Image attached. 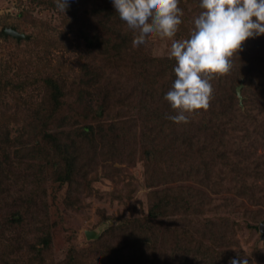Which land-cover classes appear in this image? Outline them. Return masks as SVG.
Returning <instances> with one entry per match:
<instances>
[{
  "label": "rangeland",
  "instance_id": "1",
  "mask_svg": "<svg viewBox=\"0 0 264 264\" xmlns=\"http://www.w3.org/2000/svg\"><path fill=\"white\" fill-rule=\"evenodd\" d=\"M49 1L0 0V29L15 27L24 35L21 39L9 34L0 37V74L14 72L17 68L35 70L36 44L44 43L47 38L41 35L46 34L52 35L55 46L49 47L48 55L42 61L52 66L59 64L71 77L79 74L81 63L86 59L82 52L83 41L63 24L64 12L53 5L48 6ZM178 6L183 14L174 38L184 39L190 34L193 20L201 8L199 0H179ZM50 40L47 43L54 44ZM170 43L168 38L153 37L147 44V52L153 58H170ZM31 49H35V52L32 53ZM231 59L233 64L230 71L216 74L221 81L212 107L204 111L196 110L199 112H196L195 123H201L202 127L192 125L191 128L195 130L188 132L187 136L184 133L179 136L175 147L161 155L162 160L155 169L169 168L159 172L156 170L152 178L148 163L145 167L147 160L145 151L140 148L141 135L138 130V147L135 146L130 154L126 153L123 162L114 160L111 167L100 164L102 159L98 150H92L90 143H84L87 145L83 150L86 149L88 153V160L83 157L82 162L86 177L72 180L70 184L51 180L53 173L43 162L27 157V152L22 153L21 159L15 160V171L24 180H18V177L6 180L4 192L0 195V255L4 247V251H8L9 246L6 245H10L11 241L15 247L19 238L23 243L16 247H19V252H24L25 244L33 242L35 230L46 229L51 234L50 247L41 261L32 260L33 264H65L70 251L73 252L74 264H108V258L101 255L98 247L94 248L103 233L119 226L125 218L132 220L145 216L150 190L178 187L197 192L200 201L193 198V204L202 202L207 211L190 216L181 213V219L193 218L203 226L206 223L208 227L210 221L229 218L230 238L226 244L218 245L217 249L226 247L234 254L246 255L251 264H264V238L259 231V225L264 223V200L250 203L248 192L245 196L240 195L232 187L250 178H258L259 192L256 194L264 191V34L247 38L242 42L237 56ZM5 96H0V115L3 116H6L5 104H11L8 100L11 95ZM176 130L180 132V129ZM11 151L7 149L12 154ZM93 154H96V162L90 160ZM178 165L188 168L185 175L176 174L175 167ZM257 166L259 174L254 171ZM112 167L118 171L115 172ZM35 170L38 176L32 180ZM172 170L174 172L170 175L168 171ZM15 183V187H9ZM213 183L221 184L218 193L211 187ZM10 196L14 197L12 201ZM14 212L21 213L25 224L15 229L7 228L3 222L6 218L10 221ZM174 225L177 226V222ZM163 226L157 232L153 260L150 258L152 264L160 261L161 251H164L167 235ZM171 230L174 229L171 227ZM199 237L196 234V238ZM122 254L126 257V251ZM143 258L142 254L136 259ZM139 263L127 258L120 262Z\"/></svg>",
  "mask_w": 264,
  "mask_h": 264
},
{
  "label": "trees",
  "instance_id": "2",
  "mask_svg": "<svg viewBox=\"0 0 264 264\" xmlns=\"http://www.w3.org/2000/svg\"><path fill=\"white\" fill-rule=\"evenodd\" d=\"M50 5L64 12L63 24L83 41L82 52L86 59L75 77L65 73L59 64L47 65L42 59H46L47 50L55 46V42L52 35L46 34L41 35L47 38L45 42L36 44L35 70L17 68L14 72L0 74V96L11 95L7 97L11 104L4 107L6 116L0 115V195L4 192L6 180L17 177L24 180L15 171V160H20L24 152L27 157L40 160L48 167L53 173L51 180L70 184L72 180L86 177L82 162L84 158L88 160V153L83 150L87 145L84 143H90L92 150H98L102 159L100 164L111 167L114 160L123 162L124 155L138 147L137 130L142 138L139 147L145 151L147 160L145 167L147 163L150 166V177L156 170L169 168L155 169L162 160L161 155L169 153L183 133L187 136L188 132L195 130L192 125L202 127L194 120L199 111L192 113L187 122L167 118L178 111L164 98L174 79V58H153L148 54L147 46L133 48L135 36L120 21L112 0H68L65 11L57 7L55 0H50ZM9 29L15 30V27ZM4 31V28L0 29V37L6 36ZM49 40L54 44H48ZM56 42L59 44L57 38ZM31 52L34 53L35 49ZM219 78L213 75L211 79L213 92L208 110L217 98ZM7 149H12V154ZM96 154L90 160L96 162ZM175 168L180 176L188 171L187 167L180 168V165ZM254 171L259 174V167ZM168 172L172 175L174 170ZM37 176L35 170L32 180ZM258 181V178H250L232 187L240 195L245 196L248 192V201L254 203L264 200L263 190L256 194L259 192ZM220 186L219 183L211 184L217 193ZM190 190L178 187L150 190L147 214L141 219H123L119 226L105 231L94 248L98 247L101 255L108 258V264H120L126 258L139 261V264H152L150 258L153 260L157 232L164 225L167 231L164 232L167 235L165 247L156 264H229L230 258L238 255L226 247L217 249L230 238L229 218L210 221L208 227L193 218L181 219V213L190 216L207 212L202 202L193 204V198L200 200L197 192ZM13 198L9 197L11 201ZM10 217V221L6 218L3 222L7 228L15 229L25 224L20 212H14ZM11 243L6 245L9 246L7 252L4 247L0 264H33L31 261H41L50 247L51 234L46 229L35 230L33 242L25 244L24 252H19L16 247L23 243L20 238L15 247ZM124 251L126 257L122 254ZM142 254L144 258L138 260ZM69 256L65 264H74L72 251Z\"/></svg>",
  "mask_w": 264,
  "mask_h": 264
},
{
  "label": "clouds",
  "instance_id": "3",
  "mask_svg": "<svg viewBox=\"0 0 264 264\" xmlns=\"http://www.w3.org/2000/svg\"><path fill=\"white\" fill-rule=\"evenodd\" d=\"M55 3L63 11L68 6V0ZM112 4L135 36L133 48L146 47L153 37L171 40L174 79L164 98L178 110L167 117L174 122H187L190 114L207 108L213 75L229 72L242 42L264 34V0H199L201 11L184 39L174 38L182 22L179 0H112ZM229 264H249V260L238 254Z\"/></svg>",
  "mask_w": 264,
  "mask_h": 264
},
{
  "label": "water",
  "instance_id": "4",
  "mask_svg": "<svg viewBox=\"0 0 264 264\" xmlns=\"http://www.w3.org/2000/svg\"><path fill=\"white\" fill-rule=\"evenodd\" d=\"M7 34H9L10 36H12V37H14L16 39L24 38V35L16 32L13 29H7V30H5V35H7ZM238 90L239 89H237V93H238ZM259 231L261 232V235H262L261 237L264 238V223H262V224L259 225Z\"/></svg>",
  "mask_w": 264,
  "mask_h": 264
}]
</instances>
